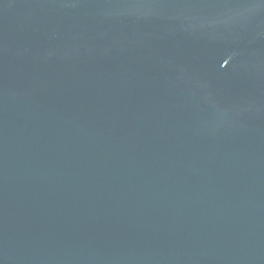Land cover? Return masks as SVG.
I'll return each mask as SVG.
<instances>
[{
  "label": "water",
  "instance_id": "obj_1",
  "mask_svg": "<svg viewBox=\"0 0 264 264\" xmlns=\"http://www.w3.org/2000/svg\"><path fill=\"white\" fill-rule=\"evenodd\" d=\"M0 264H264V0H0Z\"/></svg>",
  "mask_w": 264,
  "mask_h": 264
}]
</instances>
